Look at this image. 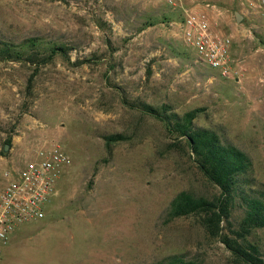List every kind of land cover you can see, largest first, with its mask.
I'll use <instances>...</instances> for the list:
<instances>
[{
  "label": "rangeland",
  "instance_id": "rangeland-1",
  "mask_svg": "<svg viewBox=\"0 0 264 264\" xmlns=\"http://www.w3.org/2000/svg\"><path fill=\"white\" fill-rule=\"evenodd\" d=\"M206 5L231 38L236 77H219L183 40V10ZM262 9L256 0H0V46L35 39L42 50L67 49L46 64L0 62V176L45 143L70 159L44 218L9 238L0 264H158L172 255L236 264L197 217L166 220L178 193L217 190L159 120L131 105L201 109L194 126L246 153L252 185L264 191ZM114 134L126 139L106 147ZM249 240L263 245L264 231Z\"/></svg>",
  "mask_w": 264,
  "mask_h": 264
},
{
  "label": "trees",
  "instance_id": "trees-1",
  "mask_svg": "<svg viewBox=\"0 0 264 264\" xmlns=\"http://www.w3.org/2000/svg\"><path fill=\"white\" fill-rule=\"evenodd\" d=\"M67 50V49H66ZM63 47L50 46L43 50L35 39H27L19 48L10 44L0 46V62H51ZM32 76L28 80L31 83ZM132 108L159 120L167 133L182 145L203 178L216 188L217 194L207 198L182 191L170 202L166 220L195 216L209 238L219 241L230 252L236 264H264V244L249 240L253 231H264V191L254 189L249 156L233 144L223 140L214 130L194 126L202 112L193 109L183 114L171 111L167 105L159 107L132 103ZM106 147L126 139L121 134L103 137ZM176 144V143H174ZM11 147L10 138L5 144ZM176 146V145H175ZM238 220L234 221L235 212ZM158 264H197L181 255H172Z\"/></svg>",
  "mask_w": 264,
  "mask_h": 264
},
{
  "label": "built area",
  "instance_id": "built-area-1",
  "mask_svg": "<svg viewBox=\"0 0 264 264\" xmlns=\"http://www.w3.org/2000/svg\"><path fill=\"white\" fill-rule=\"evenodd\" d=\"M264 7V0H256ZM252 6L254 2L251 3ZM204 9L183 10L179 27L184 42L195 52L197 59L221 78L239 74L231 57V38L217 28ZM264 11V9H262ZM70 163L66 152L57 143H45L35 149L29 159L13 164L0 176V255L1 249L19 228L44 218L61 170Z\"/></svg>",
  "mask_w": 264,
  "mask_h": 264
},
{
  "label": "water",
  "instance_id": "water-1",
  "mask_svg": "<svg viewBox=\"0 0 264 264\" xmlns=\"http://www.w3.org/2000/svg\"><path fill=\"white\" fill-rule=\"evenodd\" d=\"M234 17H235L236 22H240L243 18V16L237 12H235ZM7 150H8V145H4L3 151L6 152Z\"/></svg>",
  "mask_w": 264,
  "mask_h": 264
}]
</instances>
